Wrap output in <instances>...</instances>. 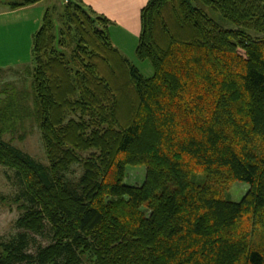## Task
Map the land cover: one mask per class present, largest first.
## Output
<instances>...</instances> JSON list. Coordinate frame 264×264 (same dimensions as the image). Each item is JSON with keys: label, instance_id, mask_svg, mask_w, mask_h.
<instances>
[{"label": "trees", "instance_id": "obj_1", "mask_svg": "<svg viewBox=\"0 0 264 264\" xmlns=\"http://www.w3.org/2000/svg\"><path fill=\"white\" fill-rule=\"evenodd\" d=\"M136 54L153 75L68 0L46 8L23 84L0 71V165L19 186L0 264H264V0H148ZM31 120L47 164L5 139Z\"/></svg>", "mask_w": 264, "mask_h": 264}, {"label": "rangeland", "instance_id": "obj_2", "mask_svg": "<svg viewBox=\"0 0 264 264\" xmlns=\"http://www.w3.org/2000/svg\"><path fill=\"white\" fill-rule=\"evenodd\" d=\"M5 1L8 0H0V9L1 11L7 12L11 8L6 5ZM53 4L61 6L62 3L59 0H47V2H43L40 7L45 9L46 7L52 6ZM212 13L214 15L213 17L220 21V15L218 13ZM26 29L27 21L25 16H22V19H19V21L15 23L14 32L5 33L3 29H0V67L3 63H5V65H7V63L11 64L10 67L5 66L8 68V71H5V74L2 73V77H5L6 75L4 80L10 78L19 80L18 82L22 83L23 80H21L19 76L21 73L26 71V67H28L31 63L30 48L32 46V38L31 41H29L28 36H26ZM128 45H131V43L128 42L127 47L124 50H121V52L135 66L138 67L143 75L147 77L153 75L154 71L151 62L149 60L140 59L136 54V48L133 46L129 47ZM24 124L25 126L21 129H18L14 135L6 134L5 139H12L16 146L30 153L37 160L47 164L48 161L46 158L42 135L36 122L31 120L25 121ZM7 170H10V172H7ZM6 172L13 176L12 169L0 165V195L5 198L0 199V236H10L12 233L17 232V228L15 227L14 223L19 212L17 210V204L14 202L11 203L13 193H16L15 189L17 190V187L19 186L15 184L13 179L9 180L6 177ZM82 172L83 169L81 165H74L68 174L71 178L77 179L81 176ZM145 173V167H129L126 183L131 185L143 183ZM248 189V183L236 181L233 183L231 189L227 193V197H230L233 201L238 202L247 193ZM10 204H12V206H10ZM37 240L41 243L47 242L46 237L38 236Z\"/></svg>", "mask_w": 264, "mask_h": 264}, {"label": "crops", "instance_id": "obj_3", "mask_svg": "<svg viewBox=\"0 0 264 264\" xmlns=\"http://www.w3.org/2000/svg\"><path fill=\"white\" fill-rule=\"evenodd\" d=\"M61 3L68 0H59ZM86 6L93 8L97 13L106 16L110 20V35L113 44L121 51L127 47L128 42L131 45L129 47L137 48L140 33H141V11L148 0H80ZM43 2L47 0H41L34 4H30L17 9H9L1 11L0 9V29H3L5 33L14 32V25L22 16H25L27 21V35L29 41L34 33L41 25V21L46 8L40 7ZM21 13V15H20ZM23 33V32H22ZM135 42V43H134ZM32 50V46L30 51ZM11 64L5 63L0 67V71L5 74L8 71L7 67ZM7 69V70H6ZM1 72V73H2ZM3 76V75H2ZM2 79V84L6 85L7 82L17 81L7 78ZM14 83V82H13ZM18 83V82H16ZM1 214V213H0Z\"/></svg>", "mask_w": 264, "mask_h": 264}]
</instances>
